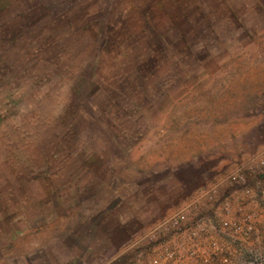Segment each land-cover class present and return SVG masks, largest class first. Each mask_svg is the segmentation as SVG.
I'll return each mask as SVG.
<instances>
[{
    "label": "rangeland",
    "instance_id": "rangeland-1",
    "mask_svg": "<svg viewBox=\"0 0 264 264\" xmlns=\"http://www.w3.org/2000/svg\"><path fill=\"white\" fill-rule=\"evenodd\" d=\"M262 101L264 0H0V264L142 199L154 169L170 186Z\"/></svg>",
    "mask_w": 264,
    "mask_h": 264
},
{
    "label": "built area",
    "instance_id": "built-area-1",
    "mask_svg": "<svg viewBox=\"0 0 264 264\" xmlns=\"http://www.w3.org/2000/svg\"><path fill=\"white\" fill-rule=\"evenodd\" d=\"M130 245L127 264H264V149Z\"/></svg>",
    "mask_w": 264,
    "mask_h": 264
},
{
    "label": "crops",
    "instance_id": "crops-1",
    "mask_svg": "<svg viewBox=\"0 0 264 264\" xmlns=\"http://www.w3.org/2000/svg\"><path fill=\"white\" fill-rule=\"evenodd\" d=\"M263 149L264 101L256 106L254 123L243 135L219 145L215 155L204 158V162L188 163L174 174L170 186L160 185L163 177L159 168L154 169L146 176L150 185L142 199L128 200L123 210H113L93 227L71 229L74 239L66 238L68 229L64 227V238L41 247L34 244L26 255H17L14 264H127L133 241L182 205L196 199L200 190L214 182L219 173L237 162H246Z\"/></svg>",
    "mask_w": 264,
    "mask_h": 264
}]
</instances>
